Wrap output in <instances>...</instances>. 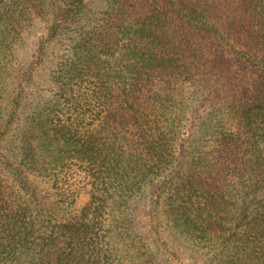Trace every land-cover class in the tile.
<instances>
[{
    "label": "trees",
    "instance_id": "trees-1",
    "mask_svg": "<svg viewBox=\"0 0 264 264\" xmlns=\"http://www.w3.org/2000/svg\"><path fill=\"white\" fill-rule=\"evenodd\" d=\"M180 255L264 264V0H0V264Z\"/></svg>",
    "mask_w": 264,
    "mask_h": 264
},
{
    "label": "rangeland",
    "instance_id": "rangeland-1",
    "mask_svg": "<svg viewBox=\"0 0 264 264\" xmlns=\"http://www.w3.org/2000/svg\"><path fill=\"white\" fill-rule=\"evenodd\" d=\"M88 2L91 0H87ZM44 31H39L37 34H34L33 36H30L25 40V44L21 47L20 49V55L22 56V60L29 62L32 58L35 57V52H36V43L39 40L41 36H44ZM38 86V82L36 87ZM40 86V92L41 94H47V82H43ZM39 90V89H38ZM28 91H30L28 89ZM145 227V226H144ZM172 264H193L191 259H187L182 257L181 255L179 257H175L173 259Z\"/></svg>",
    "mask_w": 264,
    "mask_h": 264
}]
</instances>
